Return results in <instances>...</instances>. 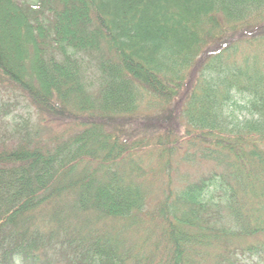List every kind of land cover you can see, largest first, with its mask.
<instances>
[{
	"label": "trees",
	"instance_id": "1",
	"mask_svg": "<svg viewBox=\"0 0 264 264\" xmlns=\"http://www.w3.org/2000/svg\"><path fill=\"white\" fill-rule=\"evenodd\" d=\"M0 90V264H264V0H0Z\"/></svg>",
	"mask_w": 264,
	"mask_h": 264
},
{
	"label": "rangeland",
	"instance_id": "2",
	"mask_svg": "<svg viewBox=\"0 0 264 264\" xmlns=\"http://www.w3.org/2000/svg\"><path fill=\"white\" fill-rule=\"evenodd\" d=\"M25 100L26 99L17 92H5L0 90V108L3 110L2 112L5 113V120L2 125L4 130L1 131V133L5 134L2 135L3 138H9L13 132L12 130L18 128L16 125L19 126V124L25 120H29L28 127L40 125L41 129L45 128V138L49 137L53 132L55 133L64 129L63 126L59 127L58 123L52 125V123L49 124L48 122L40 121L41 118L38 117L39 115L36 110L34 108H29L26 103L27 100ZM237 100L239 103H242L240 98H237ZM44 123H47V125Z\"/></svg>",
	"mask_w": 264,
	"mask_h": 264
}]
</instances>
